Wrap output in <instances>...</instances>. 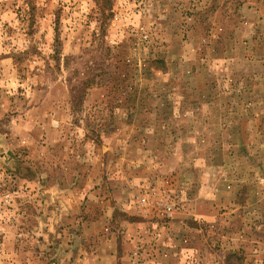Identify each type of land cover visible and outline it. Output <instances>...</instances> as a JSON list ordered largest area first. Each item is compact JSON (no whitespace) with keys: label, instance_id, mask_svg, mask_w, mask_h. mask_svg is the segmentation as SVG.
<instances>
[{"label":"rangeland","instance_id":"374dc122","mask_svg":"<svg viewBox=\"0 0 264 264\" xmlns=\"http://www.w3.org/2000/svg\"><path fill=\"white\" fill-rule=\"evenodd\" d=\"M0 264H264V0H0Z\"/></svg>","mask_w":264,"mask_h":264},{"label":"trees","instance_id":"16d2710c","mask_svg":"<svg viewBox=\"0 0 264 264\" xmlns=\"http://www.w3.org/2000/svg\"><path fill=\"white\" fill-rule=\"evenodd\" d=\"M78 98H79V97H75V96H74V97L72 98V101L74 102V101H76Z\"/></svg>","mask_w":264,"mask_h":264}]
</instances>
